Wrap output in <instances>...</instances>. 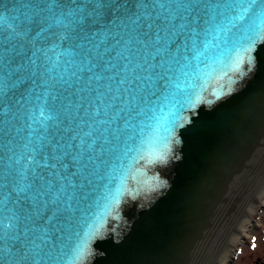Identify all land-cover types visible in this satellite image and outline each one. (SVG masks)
<instances>
[{
  "label": "water",
  "instance_id": "1",
  "mask_svg": "<svg viewBox=\"0 0 264 264\" xmlns=\"http://www.w3.org/2000/svg\"><path fill=\"white\" fill-rule=\"evenodd\" d=\"M0 18L5 246L224 264L264 194V0H0Z\"/></svg>",
  "mask_w": 264,
  "mask_h": 264
},
{
  "label": "rangeland",
  "instance_id": "2",
  "mask_svg": "<svg viewBox=\"0 0 264 264\" xmlns=\"http://www.w3.org/2000/svg\"><path fill=\"white\" fill-rule=\"evenodd\" d=\"M252 219L251 226L230 255L228 264H264V206H258Z\"/></svg>",
  "mask_w": 264,
  "mask_h": 264
},
{
  "label": "snow or ice",
  "instance_id": "3",
  "mask_svg": "<svg viewBox=\"0 0 264 264\" xmlns=\"http://www.w3.org/2000/svg\"><path fill=\"white\" fill-rule=\"evenodd\" d=\"M249 9H244L243 13L246 14ZM237 19H244V15H238ZM3 19L0 18V26H2ZM11 228V225H8ZM5 236L0 227V264H37L35 261V255H38L39 244L35 241H30L31 247L28 244H24L21 241L17 240L11 245V247L5 246ZM29 256H32L33 259L29 260Z\"/></svg>",
  "mask_w": 264,
  "mask_h": 264
},
{
  "label": "bare ground",
  "instance_id": "4",
  "mask_svg": "<svg viewBox=\"0 0 264 264\" xmlns=\"http://www.w3.org/2000/svg\"><path fill=\"white\" fill-rule=\"evenodd\" d=\"M263 202H264V194H263L262 198L260 199V201L258 202V204L256 205V207L254 208V210L252 211V213L250 214V216H249L247 222L245 223V225H244L241 233L239 234L237 240L235 241L233 247L231 248L229 254L227 255V257H226V259L224 261V264H228L229 259H230V255L234 251L235 246L238 244V242L240 241V239L243 236V234L245 233V231L251 226V224H252V217L255 214V212L258 211V206L261 205Z\"/></svg>",
  "mask_w": 264,
  "mask_h": 264
}]
</instances>
